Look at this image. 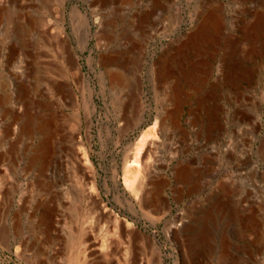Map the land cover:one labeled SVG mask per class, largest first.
<instances>
[{
	"label": "rangeland",
	"instance_id": "1",
	"mask_svg": "<svg viewBox=\"0 0 264 264\" xmlns=\"http://www.w3.org/2000/svg\"><path fill=\"white\" fill-rule=\"evenodd\" d=\"M145 129L150 206L124 184ZM132 247L264 264V0H0V264H130Z\"/></svg>",
	"mask_w": 264,
	"mask_h": 264
},
{
	"label": "bare ground",
	"instance_id": "2",
	"mask_svg": "<svg viewBox=\"0 0 264 264\" xmlns=\"http://www.w3.org/2000/svg\"><path fill=\"white\" fill-rule=\"evenodd\" d=\"M121 72H119L118 70H115V71H112V72H110V73H108V77L112 80V81H120V77H121V74H120ZM122 79V78H121ZM168 125L171 127H174L175 125H176V122H157V121H154L153 122V124H152V126H149L147 129H150V128H153L154 129V127H157V129L159 130V132L161 133V135H163L162 133L164 132L163 130V128L166 126V128L168 127ZM172 129V128H171ZM148 135H149V133H148V131L145 129V131L140 135V137L137 139V142H136V146H135V152H134V156H133V159L132 160H130L129 161V165L128 166H130L133 162H135V163H137L138 164V162H139V160H140V157H141V159H142V167H141V169H139L140 171H136V173L134 174V176H133V180L135 181V182H133V180L132 179H130L129 177H127V175L126 176H124V184L126 185V187L128 188V189H130L136 196H137V193H142V195H141V197H140V199H139V201H140V204L142 205V206H150V203H152V202H154V197L155 196H157V195H155V196H153V194H155L156 193V191H151L150 192V194L148 195V193H149V191L147 190L148 188L146 187L147 185L146 184H148V183H155L154 182V180L152 179V173H153V171L154 170H152V167L149 165V164H147L146 162H147V159H145L144 160V158H147V157H149L148 155L152 152V149H156L157 147H158V145L156 144V143H154V142H151V141H149L148 139H147V137H148ZM147 140H148V143H147ZM154 141V140H153ZM153 147V148H152ZM152 148V149H151ZM80 150V149H79ZM83 151V150H82ZM151 151V152H150ZM78 152H80V151H78ZM154 152V151H153ZM152 152V153H153ZM84 153V152H83ZM83 153H82V155L81 156H83ZM86 154V153H85ZM75 156V155H74ZM81 156H79V154H78V156H76V158H74L75 159V164H76V167L78 168V169H81V170H83L84 171V173H87V171H86V168H85V165H84V163H83V161L82 160H84V159H82V157ZM86 156V155H85ZM81 157V158H80ZM72 158V157H71ZM82 159V160H81ZM85 159H86V157H85ZM74 161V160H73ZM86 163V162H85ZM127 164V163H126ZM73 165V164H72ZM139 167V168H140ZM129 168V167H128ZM175 168V169H174ZM173 169H174V174H175V176H176V178L177 179H185L186 178V176H187V166H186V164H178L176 167H174ZM88 169V168H87ZM81 170H80V172H81ZM128 171V170H127ZM78 173V172H77ZM90 173V172H89ZM88 173V174H89ZM74 175V174H73ZM85 175V174H84ZM90 175V174H89ZM93 175V174H92ZM75 176V175H74ZM154 176V175H153ZM174 176V177H175ZM153 180V181H152ZM83 181V180H82ZM89 181V180H88ZM83 183H84V181H83ZM93 183V182H92ZM156 183L157 184H161L162 183V180H157L156 181ZM155 183V184H156ZM154 184V185H155ZM93 185V184H92ZM157 186V185H156ZM156 186H154L155 188H157ZM87 188V187H86ZM91 190H90V189ZM154 188V189H155ZM88 189L90 190V197H91V199L90 200H92L91 202H93L94 204H95V207L96 208H98L99 209V211H101V213L102 212H104L103 210H102V208H100V201H99V199L97 198V194H94L95 192L93 191V190H95V189H93V186H88ZM160 189V188H159ZM86 190V189H85ZM150 190H152V189H150ZM191 190V189H190ZM147 191H148V193H147ZM151 193H153V194H151ZM87 194H88V192H87ZM86 194V195H87ZM89 197V196H88ZM90 203V202H89ZM93 206V205H92ZM152 207V206H151ZM91 208V207H90ZM163 207H161V208H157L156 209V213H160V212H162L163 211V209H162ZM152 209H154L153 207H152ZM93 210V209H92ZM151 212H153V211H151ZM101 215H103L104 216V214H101ZM106 217H109V216H107V215H105ZM101 219V218H100ZM114 220V225L115 226H117L118 227V225L120 224V220H118V218L115 216L114 218H113ZM105 220V219H104ZM179 220V222L181 223L182 222V220L179 218L178 219ZM93 222V221H92ZM91 222V223H92ZM174 225L175 226H177V225H179V223H174ZM89 227V226H88ZM125 230V229H124ZM123 230V231H124ZM91 231V230H90ZM121 231V230H120ZM122 231V232H123ZM128 231V230H127ZM110 233V232H109ZM171 233H172V235L174 236V235H176V230L175 229H172L171 230ZM112 234H113V236L115 235L113 232H112ZM111 234V235H112ZM132 234V233H131ZM110 234H109V236H111ZM105 236V235H104ZM122 236H124V233H122V234H120V236H118L117 238L118 239H115L114 241H110L111 242V244H113V246L115 245V247L116 248H114L115 250H112V251H114L113 253H115V251H120V246L122 247V244L123 243H125V238L123 239V237ZM112 237V236H111ZM111 237H109V238H111ZM116 237V236H115ZM114 237V238H115ZM136 238V237H135ZM107 239H108V237H107ZM107 239L105 240H103V242H107ZM108 240H112V238L111 239H108ZM124 240V241H123ZM102 242V243H103ZM109 243V242H108ZM106 244V243H105ZM111 244H108V245H110V246H112ZM109 247V246H108ZM129 247H131L130 245H128V248ZM126 249V248H125ZM109 250V249H108ZM110 251V250H109ZM111 252V251H110ZM105 253V252H104ZM127 253H128V251H127V249H126V251H125V254L127 255ZM99 256V255H98ZM102 256V255H101ZM125 256V255H124ZM105 257V256H104ZM125 259V258H124ZM138 261H140V258L138 257V255H137V252L135 251V248H133L132 247V257H131V260H130V264H137L138 263ZM125 264H127V260L125 259V262H124Z\"/></svg>",
	"mask_w": 264,
	"mask_h": 264
}]
</instances>
